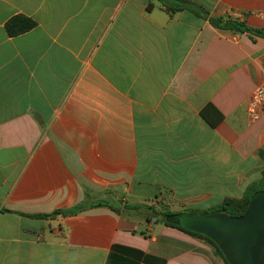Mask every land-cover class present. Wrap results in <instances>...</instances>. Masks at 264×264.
<instances>
[{"label":"crops","instance_id":"crops-1","mask_svg":"<svg viewBox=\"0 0 264 264\" xmlns=\"http://www.w3.org/2000/svg\"><path fill=\"white\" fill-rule=\"evenodd\" d=\"M217 18L264 30V0H0V264H225L137 214L264 187V38Z\"/></svg>","mask_w":264,"mask_h":264},{"label":"water","instance_id":"water-1","mask_svg":"<svg viewBox=\"0 0 264 264\" xmlns=\"http://www.w3.org/2000/svg\"><path fill=\"white\" fill-rule=\"evenodd\" d=\"M178 224L211 239L229 264H264V190L241 216L183 213Z\"/></svg>","mask_w":264,"mask_h":264},{"label":"trees","instance_id":"trees-1","mask_svg":"<svg viewBox=\"0 0 264 264\" xmlns=\"http://www.w3.org/2000/svg\"><path fill=\"white\" fill-rule=\"evenodd\" d=\"M211 21L213 25H215L216 27L222 28V29H228V30L243 32V33H250L252 35L264 38V30L251 29L246 24L241 23V22L231 21V20L225 21L222 18L212 19ZM34 27H36L35 21H33L32 19L26 16L20 15V16H16L12 18L6 24V31L10 37H14V36L23 34L25 32H28ZM263 190H264V187L261 189H257V190L249 189L246 196L243 197L242 199H226L223 201L221 205H219L218 207H216L210 212L192 213V214H208V213L224 211L235 217L241 216L246 212L250 201ZM147 209L153 212V217H147L149 221H150V218H154L157 222H161L171 227L179 228L191 234L192 236L196 238L207 241L210 245H212L215 248L216 254L224 260L225 264H229L226 261L225 257L223 256L221 250L211 239L205 237L204 235L188 231L178 224V219L180 215L183 213H174L171 211H157L153 207H148ZM60 214H65V213L58 211L54 213V215H50V216L49 215H39V216L47 218V217H53V216L60 215Z\"/></svg>","mask_w":264,"mask_h":264},{"label":"built area","instance_id":"built-area-1","mask_svg":"<svg viewBox=\"0 0 264 264\" xmlns=\"http://www.w3.org/2000/svg\"><path fill=\"white\" fill-rule=\"evenodd\" d=\"M264 85L258 87L252 94L248 104V113L252 121L258 120L259 113L264 112Z\"/></svg>","mask_w":264,"mask_h":264},{"label":"rangeland","instance_id":"rangeland-1","mask_svg":"<svg viewBox=\"0 0 264 264\" xmlns=\"http://www.w3.org/2000/svg\"><path fill=\"white\" fill-rule=\"evenodd\" d=\"M148 207H153L154 209H156V210L158 209L160 211H162L161 209H163V206H161L159 204H155V205L150 204L148 206H145L141 211L138 210L137 214H138V216H142L141 217V221H144L145 224H146V217L147 216L148 217H153V212L148 210L147 209Z\"/></svg>","mask_w":264,"mask_h":264}]
</instances>
